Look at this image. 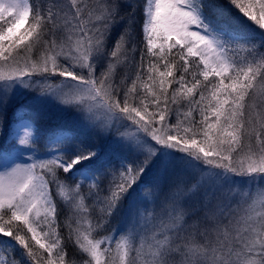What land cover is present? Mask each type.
I'll return each instance as SVG.
<instances>
[{"label": "snow or ice", "instance_id": "6c2138e0", "mask_svg": "<svg viewBox=\"0 0 264 264\" xmlns=\"http://www.w3.org/2000/svg\"><path fill=\"white\" fill-rule=\"evenodd\" d=\"M227 2L0 0V264H264V0Z\"/></svg>", "mask_w": 264, "mask_h": 264}, {"label": "rangeland", "instance_id": "374dc122", "mask_svg": "<svg viewBox=\"0 0 264 264\" xmlns=\"http://www.w3.org/2000/svg\"><path fill=\"white\" fill-rule=\"evenodd\" d=\"M137 2L141 5V7L137 9L136 16L138 18L142 19L141 12H142V5H143L144 0H137ZM217 2L219 4V6L222 7L225 10V12L227 13V18L229 20H232L233 18L239 17L240 14L228 4L227 0H217ZM122 11H127V9H122ZM239 26H241V27H254L253 25H251L250 22H247L243 18L239 19ZM137 30H139V24L137 25ZM29 101H30V97L24 96V97L18 99V101L16 103V107H19L21 105H28ZM13 111H14V108H9L7 120L10 124H12L14 122V119H15L13 117ZM42 111L45 113L48 112V110H46V109L42 110ZM17 116H19V113H17ZM27 119H28L27 117H24L23 119L15 120V123L21 124V123L26 122ZM40 125H41L42 129H44V130H48V129L55 128V127H61V128L68 129V130L80 131L78 121L76 120V118L74 116H72L70 114L58 115V116H55L54 118H50V116L48 114H45L42 116V118L40 120ZM82 138L89 139L90 137H82ZM8 147H9V142L7 140L6 135H0V150H7ZM38 147L40 149V154L43 155V152H44L43 141L40 142ZM61 215L63 216V213H61ZM116 227H121V228L123 227V225L121 223V217H119V216H115L112 218L110 224L108 225V231H110L112 228H116Z\"/></svg>", "mask_w": 264, "mask_h": 264}]
</instances>
